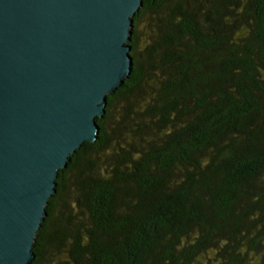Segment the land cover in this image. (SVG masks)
Wrapping results in <instances>:
<instances>
[{
  "label": "trees",
  "instance_id": "1",
  "mask_svg": "<svg viewBox=\"0 0 264 264\" xmlns=\"http://www.w3.org/2000/svg\"><path fill=\"white\" fill-rule=\"evenodd\" d=\"M128 43L29 264H264V0H142Z\"/></svg>",
  "mask_w": 264,
  "mask_h": 264
},
{
  "label": "water",
  "instance_id": "2",
  "mask_svg": "<svg viewBox=\"0 0 264 264\" xmlns=\"http://www.w3.org/2000/svg\"><path fill=\"white\" fill-rule=\"evenodd\" d=\"M142 0H0V264H29L58 169L132 65Z\"/></svg>",
  "mask_w": 264,
  "mask_h": 264
}]
</instances>
